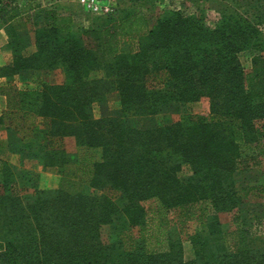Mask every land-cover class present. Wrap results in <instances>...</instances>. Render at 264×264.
I'll list each match as a JSON object with an SVG mask.
<instances>
[{
	"label": "trees",
	"instance_id": "obj_1",
	"mask_svg": "<svg viewBox=\"0 0 264 264\" xmlns=\"http://www.w3.org/2000/svg\"><path fill=\"white\" fill-rule=\"evenodd\" d=\"M18 1L0 0V22L28 24L32 44L22 48L24 38L15 32L4 45L12 64L0 73L30 69L41 89L0 86L6 112L29 131L23 151L43 168L68 162L62 139L73 136L90 151L75 175L99 194L62 188L23 192L3 164L0 264H264V245L249 250L242 230L223 231L218 217L241 203L235 173L264 153L260 23L240 8L221 13L209 26L180 10L156 15L151 0H117L107 14L86 10L92 17L85 27L74 23L75 14L72 19ZM244 50L254 51L248 73L238 56ZM113 97L121 115L90 117L91 105ZM203 97L206 114L180 113L176 121L147 128L125 121L167 105L179 112ZM3 119L0 115V124ZM146 201L157 204L156 216H148ZM170 210L177 212L179 225L189 220L205 225L188 235L190 260L183 259L180 238L169 239L163 250L148 247L149 237L156 236L157 243L163 238ZM234 221L237 225L238 216ZM152 222L157 235L149 232ZM111 223L119 227L117 238L104 240L102 227ZM137 238L144 240L143 248Z\"/></svg>",
	"mask_w": 264,
	"mask_h": 264
},
{
	"label": "rangeland",
	"instance_id": "obj_2",
	"mask_svg": "<svg viewBox=\"0 0 264 264\" xmlns=\"http://www.w3.org/2000/svg\"><path fill=\"white\" fill-rule=\"evenodd\" d=\"M151 3V11L156 15H168L172 10H180L184 15L198 18L209 26H214V24L220 20L222 16L221 13H227L240 8L241 12L246 13L252 20L260 23V28L264 31V12L261 13V9L264 10V0H151ZM255 12L259 15H255ZM253 53L254 51L244 50L238 54L245 73H248L250 69V58ZM56 77L57 71H55L53 76L54 81H56ZM207 112L208 99L206 97L201 98L197 102L184 105L182 111L185 115L188 113L206 114ZM179 118L180 115H176L171 119H163L161 123L173 122ZM235 130L236 138L239 140L241 148L244 150L245 147L242 141L241 131L238 126H235ZM256 152L257 151H254L253 153L255 154ZM91 153H94L96 158L99 157V153L95 150H91ZM251 163L250 161V164ZM183 173H189L187 167L183 168ZM234 179L236 193L241 203L236 209L230 212L219 213L218 217L221 222V227L223 228L222 230L231 233L235 231L237 227L240 228L245 238L244 242L246 247L253 251L260 250L264 245V153L258 155V162L256 164L236 172ZM67 188V191L70 193L82 192L90 195L99 194L96 190H93L87 185L72 184ZM249 188L253 189L252 192L248 191ZM144 204L150 207V212L148 213L149 217L157 215L154 211L156 210L157 204L154 201H146ZM237 216L238 221L236 225L234 218ZM166 218L167 227L164 228L163 238L157 243L156 236L149 237L148 247H151L149 245L152 244V246L163 250L167 248L169 239L180 238L183 259L185 261L192 259L194 256V248L188 239V235L203 231L205 225L196 220H189L185 225H179L177 212L173 210L166 213ZM154 225V222L150 224L149 232L151 235H157L156 233L158 230ZM118 228L119 227L114 223L104 225L101 231V238L109 241L116 240ZM137 243L143 248V239L137 238ZM228 244L231 245L232 243L228 241Z\"/></svg>",
	"mask_w": 264,
	"mask_h": 264
},
{
	"label": "crops",
	"instance_id": "obj_3",
	"mask_svg": "<svg viewBox=\"0 0 264 264\" xmlns=\"http://www.w3.org/2000/svg\"><path fill=\"white\" fill-rule=\"evenodd\" d=\"M113 1L115 3L117 0ZM17 3L19 5H36L47 10L53 9L58 15H68L72 19L75 14L74 23L85 27L89 25V18L92 17V14L84 9L79 0H19ZM16 21H11L8 24L0 22V68H7L12 64V53L5 49L4 45L12 39L15 32L21 34L24 38L22 48H28L32 44V31L29 30V25H19ZM127 45L128 42L126 41L122 43L121 48L125 49ZM130 45H132V49H135L133 41L130 42ZM8 83H12L21 89H41L39 80L30 69H21L11 76L0 73V86ZM169 108L168 105L166 107L162 106L155 114L131 116L127 117L125 121L131 127L147 128L160 124L163 119L178 116L183 111V107L180 108L179 112L172 111ZM88 113L91 118L121 115L120 101L115 97L106 102L93 104L89 107ZM0 115L4 116L3 123L0 124V180L3 164H6L11 171L12 180L23 192L31 193L35 189L54 190L62 188L68 190L67 187L72 184L87 185L86 181L83 182L79 176L75 175V170L83 155L89 153V151L79 147L73 136H64L62 139L68 162L63 164L50 162L43 168L36 158L25 155L23 144L30 135L29 131H25V129L15 124L17 116L7 114L6 98L3 94H0Z\"/></svg>",
	"mask_w": 264,
	"mask_h": 264
},
{
	"label": "built area",
	"instance_id": "obj_4",
	"mask_svg": "<svg viewBox=\"0 0 264 264\" xmlns=\"http://www.w3.org/2000/svg\"><path fill=\"white\" fill-rule=\"evenodd\" d=\"M84 9L93 14H107L113 11L115 3L113 0H79Z\"/></svg>",
	"mask_w": 264,
	"mask_h": 264
}]
</instances>
